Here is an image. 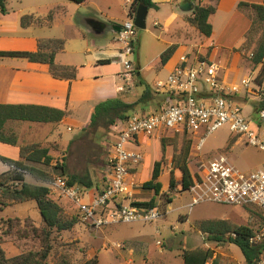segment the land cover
Masks as SVG:
<instances>
[{
  "label": "rangeland",
  "instance_id": "374dc122",
  "mask_svg": "<svg viewBox=\"0 0 264 264\" xmlns=\"http://www.w3.org/2000/svg\"><path fill=\"white\" fill-rule=\"evenodd\" d=\"M167 10L168 5H164L161 13L151 12L147 19V28L138 29L136 53L131 58L136 71H141V76L134 75L133 85L130 86L129 92H127L130 100L128 103L140 102L143 85L147 84L153 92H157L155 83L160 80L165 81L168 77V71L160 63L168 35L162 32L161 26L154 24L155 21L162 20L165 17ZM188 18H186L187 22ZM84 34L85 38H82V40L85 44L88 42L90 52H72V56L77 59L74 61H79L78 63H82V65H88V62L94 57L92 51L97 48L96 44L101 43L105 47L106 44L113 43L114 34L109 32L102 36H95L85 31ZM186 35L184 46L193 47L195 52H192V54H197L200 57L210 56V52H199L200 47L197 48V46L203 45L204 42L199 36L194 37L191 29L186 32ZM250 53L251 51L236 52L235 56L241 57L239 58L241 69L232 71V73L228 72L227 79L240 83L242 78L251 75L250 87L256 88L254 77L257 78L262 65L254 66L248 59ZM223 57H226V54ZM120 59H116L118 63H121ZM139 64L142 67L140 70ZM86 67L85 74L88 75V66ZM101 70L103 71L105 68ZM139 81L143 82V85ZM107 82V78L102 79L101 82L97 81V86ZM162 106L161 97L153 93L149 101L137 103L127 115L158 112ZM256 106L257 103L254 107L256 108ZM250 107L251 104L245 103L243 114L249 119H255L256 115L251 114ZM88 109V103L84 104L79 116H73L68 123L60 127L63 136L62 143H68V145L55 153L50 166H38L48 171L54 178L62 176V174L67 179L76 176L86 182L91 181L94 187L104 188L110 167L109 156L112 145L116 142V137L113 134L109 135L112 132V126L98 129L89 128L88 126L82 130L78 122L85 124L88 121ZM119 122L122 123L123 121L117 120V123ZM69 126H71V130H68ZM201 137L206 138L202 152L198 153L195 145ZM161 138H166V142L172 146L167 148L165 154L167 162L164 163L163 172L165 173L160 179L163 183L160 194L156 195L153 190H145L141 186L151 176L152 171L148 167L151 164V159L146 158L145 155L148 154L151 157L154 155L153 146L145 148L146 152L143 151L144 161L141 166L137 170H131V173H141V177L134 187V198L145 202L155 198L161 217L154 222L135 221L100 229L79 221L71 230L61 232L53 230L51 250L45 264H83L86 260L96 256L99 259V264H142L147 257L154 260L160 259L164 264H183L180 253L184 249L197 248L213 250L215 257L223 255V261H220L219 264H246L243 253L238 246L228 241L224 243L211 241L208 234L191 227V221L195 219H227L237 225L249 226L256 231L261 224L258 209L255 206H250L252 211L248 212L243 206L222 204L207 198H198L195 191L182 193L180 173L175 174L177 186L174 190H171L169 187L171 169L173 168L171 159L175 145L180 150L184 142L191 140L189 162L195 176L200 159L209 160L219 154L225 155L238 170L253 172L264 167V152L247 145L243 138L234 137L227 125L208 135L204 131H199L194 136L187 134L186 137L182 132L155 135L152 139L155 147L156 141ZM56 165H63L65 173H62L61 168L55 169ZM26 179L30 183H41L29 174ZM83 186L80 183L78 184L80 188H85ZM0 195H2L1 191ZM169 198H174L171 204L168 203ZM2 202L0 200V244L6 256L11 258L21 253L41 251L43 244L38 237L39 234H35L32 228L43 225V217L36 202L28 201L11 205ZM135 202L137 201L135 200ZM59 204L65 215L77 216V210L71 204L64 201L59 202ZM186 216L189 217V221L184 220ZM229 236L231 235L227 234L225 238L227 239ZM158 242H161V244H158ZM116 244L122 245L118 247ZM215 257L210 259L208 263L212 264ZM152 264L157 263L152 262Z\"/></svg>",
  "mask_w": 264,
  "mask_h": 264
},
{
  "label": "crops",
  "instance_id": "0c3cea01",
  "mask_svg": "<svg viewBox=\"0 0 264 264\" xmlns=\"http://www.w3.org/2000/svg\"><path fill=\"white\" fill-rule=\"evenodd\" d=\"M153 1L158 4L159 9H149L147 19L151 12L155 11L159 14L162 12V7L168 5L165 17L154 22V24L157 23L158 26H161L163 33L168 35L162 52L170 46L176 45L175 53L165 65L161 63L160 59V63L168 71V75L177 64L181 54L195 52L193 47L184 46L186 32L191 29L193 36H199L204 42L203 45L197 46V48L200 47L199 52H210L209 57L223 66V78L233 83L232 79H227V77L232 71L241 69L239 65V58L241 57L238 58L235 55L236 52H242L239 51V48L245 41V34L251 26L250 15H253L251 11L239 10L238 6L241 2L264 4V0H192L195 6L208 4L216 8V12L209 17V22L213 26V33L210 37L202 35L187 22L186 18L190 17L193 11L183 12L180 10V6L186 0ZM73 3L70 0H8L7 8L9 12L7 14L0 12V51H36L40 39H64L66 41L65 49L56 55V63L78 68L76 80L69 82L54 78L46 64L32 63L21 57H0V104L40 105L70 111V114L59 123L10 121L7 124L8 129L14 130L18 134L19 145L39 143L43 147H48L50 155L53 157L61 148H66V145H68V143H62L63 136L60 127L68 123L73 116H79L84 104L88 103L87 113L89 119L85 124L78 122L82 130L89 126L94 108L98 103L108 99H121L126 103L130 102L127 92H129L130 86L133 85V83L125 85L122 80V73L124 72L123 58L120 55V45L115 40L122 23L131 15V4L127 3L126 0H86L82 4ZM52 10H55L54 19L51 23H47L45 19ZM25 15L42 18L44 23L42 25L34 23L28 27H23L21 18ZM94 26L95 29H93ZM84 31L95 36H102L109 32L114 34L113 43H108L105 47L101 43L96 44L97 48L92 51L94 57L88 62V65H82V63H78L79 61H74L77 59L72 56V52H90L88 42L85 44L82 40V38H85ZM224 54H226V57H223ZM118 58H121V63L117 62L116 59ZM233 58L234 60H232ZM100 60H110L111 62L109 64H99L98 61ZM86 66H88V75L85 74ZM103 68L105 70L102 71ZM141 68L139 64V70ZM136 75L141 76V71H136ZM106 78L108 80L106 84L97 86V81L101 82L102 79ZM139 82L143 85V82ZM143 86L145 88V85ZM120 87H124V90H120ZM250 96L251 94L241 93L235 99L242 106L245 103L251 104V114L256 115L255 111L259 106V101H257L256 96L252 95V98ZM160 97L164 104V98ZM115 127L112 126V132L109 135H115ZM68 130H71V126L68 127ZM159 135L156 134V136ZM154 137L142 136L139 139V146L142 151L146 152L145 148L154 147L152 157L148 154L145 155L146 158L151 159V164L148 166L151 171H153L156 160V147L152 141ZM0 156L18 160L19 147L0 142ZM189 168L195 179L190 162ZM9 169L10 166L0 160V175ZM164 173L162 172V175ZM178 173L181 174L179 170H175L174 175ZM110 174V170H108L106 184ZM162 175L159 178L160 182ZM132 177L136 184L141 177V173H132ZM151 177L152 172L150 178L146 181H149ZM100 190L94 186L88 188V200ZM155 201L157 202L156 199ZM133 202L136 205L145 201L133 197ZM156 208L158 207L156 206ZM184 220L189 221V217H184ZM197 220L201 219L191 221V227L192 223ZM183 252L180 253V256L183 264H185ZM153 260L147 257L142 264H152V262L164 264L160 259Z\"/></svg>",
  "mask_w": 264,
  "mask_h": 264
},
{
  "label": "built area",
  "instance_id": "2783aa9c",
  "mask_svg": "<svg viewBox=\"0 0 264 264\" xmlns=\"http://www.w3.org/2000/svg\"><path fill=\"white\" fill-rule=\"evenodd\" d=\"M126 2L131 4L132 0ZM135 16L136 13L131 14L121 25L115 39L123 58L125 85L132 84L136 74L131 58L138 42ZM254 80L256 88L250 87L251 76L242 78L240 83H230L223 78V66L216 60L192 52L181 54L167 79L155 83V93L164 98L160 111L134 114L114 125L116 142L109 156L111 174L106 186L88 200V188L69 185L66 177L57 176L49 183L51 197L55 201L70 202L81 222L96 229L156 221L161 217L158 208L141 207L133 202L136 184L131 170H137L144 161L139 139L185 130L193 136L199 131L208 135L227 125L234 137L243 138L247 145L264 152V108L259 105L264 101V82L259 84L256 76ZM241 93L254 95L259 101L255 119L244 116L242 104L235 99ZM205 138H199L195 145L198 153L202 152ZM198 163L191 190L198 198L237 206L253 204L261 209L262 222L249 242L263 247L254 264H264V167L242 172L223 154L209 160L200 159Z\"/></svg>",
  "mask_w": 264,
  "mask_h": 264
},
{
  "label": "trees",
  "instance_id": "16d2710c",
  "mask_svg": "<svg viewBox=\"0 0 264 264\" xmlns=\"http://www.w3.org/2000/svg\"><path fill=\"white\" fill-rule=\"evenodd\" d=\"M8 0H0V12L7 14ZM76 4H82L86 0H70ZM140 5L146 6L148 9H159L157 3L153 0H132L130 13L135 14ZM239 10L248 12L250 15L251 26L245 34V41L239 48V51H251L248 59L254 66L262 65L256 81L259 84L264 82V4L241 2L238 6ZM216 12V8L211 5H196L192 15L188 18V23L196 28L202 35L210 37L213 33V26L209 22V17ZM55 10L50 11L46 17L47 23L53 21ZM42 25L44 19L35 17L34 15H25L21 18V25L28 27L32 24ZM66 41L64 39H40L38 40V49L36 51H0V57H21L26 58L32 63L46 64L49 67L50 74L60 80L72 82L76 80L78 68L71 65H62L56 63V55L65 49ZM176 50V45L170 46L161 55V63L165 65L173 56ZM110 60H100L99 64H109ZM153 91L146 84L140 102L151 99ZM140 102L126 103L121 99H108L98 103L91 116L89 128L98 129L101 127H110L117 124V120L125 121L128 119L127 113ZM261 108H264V101L259 103ZM70 111L51 108L40 105L26 104H0V142L19 147V159L13 160L4 156H0V160L10 166V169L0 175V200L6 205L15 203H24L35 201L38 209L43 217V225L40 227H32L33 231L38 233L41 239L43 249L39 252L30 251L21 253L15 257L8 258L0 244V264H45L51 250V235L52 231L58 232L68 231L75 227L80 220L79 215L70 217L65 215L63 208L60 206V201H55L50 195L49 183L54 180L52 174L38 165L50 166L54 157L50 155V149L43 147L39 143L19 145L18 134L14 130L7 128L10 121H30L36 123H59ZM184 137L191 134L185 130L182 132ZM192 135V134H191ZM193 136V135H192ZM166 138H161L156 141V160L154 162L152 177L146 181L142 188L145 190H153L156 195H159L162 189V183L159 178L163 172L164 163L167 162L165 157L167 148L172 146L168 144ZM174 141V140H173ZM176 142V141H175ZM173 143V145L175 144ZM192 141L184 142L180 148L174 146L171 163L169 186L174 190L177 186L175 178V170H179L182 175L181 192L191 191L195 185V179L189 168V156L191 153ZM61 168L62 173L64 166H55V169ZM31 175L41 183H30L27 181V175ZM64 177V175L62 174ZM67 179V178H66ZM69 185L82 184L85 188H91L94 185L91 181H85L82 178L72 176L67 179ZM103 189V188H99ZM173 201L168 199V203ZM66 202V201H65ZM71 204L70 202H67ZM72 205V204H71ZM138 206L156 207L155 199L148 202L137 203ZM73 206V205H72ZM250 206H255L259 211V216L262 222L261 209L253 204L243 206L246 211L251 212ZM74 207V206H73ZM75 208V207H74ZM192 227L204 234H208L211 241L224 243L226 241L240 248L245 258L246 264H254L259 258L263 250L261 245H252L249 238L254 234V230L245 225H237L227 219H202L194 221ZM230 234L229 238H225ZM215 252L210 249L197 248L193 250H184L183 258L185 264H208L209 260L214 258ZM223 255L215 257L212 264H219ZM83 264H99L98 257L86 260Z\"/></svg>",
  "mask_w": 264,
  "mask_h": 264
},
{
  "label": "water",
  "instance_id": "95a60500",
  "mask_svg": "<svg viewBox=\"0 0 264 264\" xmlns=\"http://www.w3.org/2000/svg\"><path fill=\"white\" fill-rule=\"evenodd\" d=\"M195 9L194 2L192 0H186L181 6L180 10L183 12H192ZM149 9L144 6L140 5L136 16H135V25L138 27V29H146L147 27V17H148ZM95 29V26L93 27Z\"/></svg>",
  "mask_w": 264,
  "mask_h": 264
}]
</instances>
